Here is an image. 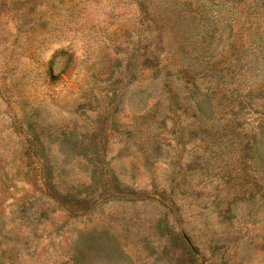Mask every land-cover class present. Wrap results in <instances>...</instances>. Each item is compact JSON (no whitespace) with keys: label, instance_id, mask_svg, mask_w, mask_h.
I'll return each instance as SVG.
<instances>
[{"label":"rangeland","instance_id":"obj_1","mask_svg":"<svg viewBox=\"0 0 264 264\" xmlns=\"http://www.w3.org/2000/svg\"><path fill=\"white\" fill-rule=\"evenodd\" d=\"M0 264H264V0H0Z\"/></svg>","mask_w":264,"mask_h":264}]
</instances>
